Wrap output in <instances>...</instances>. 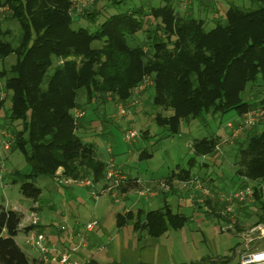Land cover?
Masks as SVG:
<instances>
[{"label":"trees","instance_id":"obj_1","mask_svg":"<svg viewBox=\"0 0 264 264\" xmlns=\"http://www.w3.org/2000/svg\"><path fill=\"white\" fill-rule=\"evenodd\" d=\"M123 1L94 0L97 10L87 5L76 10L71 0H0V129L12 136L2 154L6 159L18 152L29 166L27 174L14 170L4 179L32 203L41 194L36 182L52 179L59 168L75 180L96 184L103 178L107 164L79 136L92 122L84 112L89 110L100 124L110 123L96 112L97 105L110 96L125 106L131 91L146 80L148 101L155 108L151 120L168 136L194 120L264 111V0H249L258 6L255 10L229 6L224 19L208 31L203 20L180 14L173 0L105 17L94 32L74 28L78 21L94 25L107 5ZM10 23L18 27V41L7 40ZM139 35L143 39L134 41ZM9 56L14 62L6 65ZM247 85L256 86L261 98H243ZM236 141L231 157L233 175L241 180L236 190L253 186V201L237 204L236 212L247 211L242 219L251 227L264 226V120ZM217 144L218 138L209 136L195 140L191 149L195 157H212ZM144 158L150 155L142 151L139 160ZM173 176L191 179L189 171ZM208 204L206 199L203 205ZM131 215H119L117 224ZM21 217L0 206V264H35L15 241ZM145 218L155 233L166 225L181 227L186 220L166 205Z\"/></svg>","mask_w":264,"mask_h":264},{"label":"rangeland","instance_id":"obj_2","mask_svg":"<svg viewBox=\"0 0 264 264\" xmlns=\"http://www.w3.org/2000/svg\"><path fill=\"white\" fill-rule=\"evenodd\" d=\"M71 1L72 8L76 10L83 5H87L88 8L90 7L93 10H97L99 6L97 3L92 5L94 0ZM160 2L161 0H125L121 4L107 5L100 12L94 25L87 21H78L74 24V28L81 27L94 32L97 27L96 24L101 23L105 17L124 13L135 7L147 9L148 7L163 4V2ZM178 2L180 3L178 4ZM177 5L180 14L185 11L194 18L203 20L206 31L211 30L215 27L216 22L224 19V13L229 6L242 10H255L258 7L249 0H173V6ZM7 27L11 32L7 40L15 38V41H18L19 30L17 25L10 23L7 24ZM141 37L142 35H139L134 41L138 42L139 39H143ZM4 62L6 65L12 64L14 57L9 56ZM147 81L131 91V98L122 107L125 110V116H116L117 108L121 107L122 104L113 102L110 96H108L107 101L97 105L96 112L101 116L106 115L108 119L117 122V125L110 124L111 126H109L107 122L100 124L99 119H96L97 117L94 114H91L89 110L85 111L86 119H91L92 122L79 136L83 138V141L94 146L96 155L103 161L107 162L111 158L114 166H122L123 170L131 169L136 171L138 169L143 171V168H147L151 172L167 170V168L177 164L187 168V163L190 159H194L191 170L193 175L198 177L197 173L200 171L201 159L195 157L185 147L186 140L209 137L212 133H216L219 123L231 122L233 117H235L234 113L230 112L213 119L208 117L204 122L194 120L187 124H182L180 133H178L179 136L178 134L168 136L156 127L151 120V113H154L155 108L148 101L150 91L146 90L149 84V81ZM253 94H255L254 97L261 98L260 90L256 86L247 85L243 98L251 99ZM2 117L3 113L0 112V119ZM107 127L109 129L106 130L105 128ZM129 128L134 129L138 133L139 138L144 132H147L144 134V141L135 142L133 146L125 144L123 134ZM225 128L228 129L226 125ZM236 128L231 127L228 129V135L218 138V148L217 150L215 149V155L221 157L225 152L227 156L221 164H212L210 162L209 171L211 173L209 175L216 179L217 185L225 184L227 181L234 184L233 187L235 186L236 188L241 183V180L235 178L232 173L231 157L236 140L241 141L247 131H240V135L232 139L231 132L234 133ZM261 129L262 125L256 128L258 132ZM142 151L149 154L150 158L139 160V154ZM0 155L4 164V173L0 181V205L6 207L15 205L28 206L31 201L20 194L18 186L10 185L9 181L4 178L14 170L20 174H27L29 166L18 152L6 155L7 159L3 157L2 153ZM204 163H209V160L204 161ZM109 171L112 172L111 168L107 166L106 178ZM140 174L142 175L143 172H140ZM199 176L203 177L205 174L200 171ZM85 180L89 179L75 180L64 177L62 169L59 168L52 179H39L36 182V186L41 189V194L37 201L40 208L36 210L39 213L40 225L46 228L49 224L64 226L63 229L69 227L78 234L83 235L82 239L76 238L72 245L68 244L67 241L64 244V246L70 245L69 249L74 248L73 259L78 264H211L210 262L221 264L223 258H230V251L234 246L242 244V240L236 237L237 235L239 237L242 236V239L247 241L248 247L251 243L260 246L259 248L264 245L263 225L251 227L247 222L242 223L238 221L236 214L234 217L225 213V206H218V204L214 207H210V204L203 205L205 198H207L203 195H200V197L195 199V203H192L194 205L193 209L186 206L183 202H179L178 207L177 200L170 196L171 194L163 195L158 199L147 202L150 204V206L147 204L148 207H146L147 205L141 206L139 204L137 207L144 210V212L142 211L138 215L137 209L133 205L142 201L146 204L147 197L141 198L139 201V197L143 196L142 192H139L138 198L133 197L127 200L119 199L118 197L110 198L109 195L100 197L101 195L98 196L95 192L97 198L94 199L89 194L88 188L80 190L75 188L77 192L70 194L64 188L51 182L55 181L61 185L77 187L80 181L84 182ZM106 180L109 181V187L112 190H118L117 188L120 186L118 174H114L113 177ZM89 181L91 182V180ZM164 188L166 187H162V189ZM56 191H58V194L54 196L53 193ZM208 192L210 193L209 190ZM220 195L222 196V194ZM196 200L201 201L202 207L196 208L195 204L198 203ZM164 204L173 214H181L185 216L186 220L181 227L173 228L166 225L162 232L155 233V230L151 231L145 225V214L148 211L161 209ZM236 207L237 205L232 206L233 211L236 210ZM123 210L126 211L123 213ZM128 211L132 212L131 218H126V222L118 225V216L124 215ZM217 217H224L226 224L223 229L219 227L220 222ZM92 222H96L97 225L88 233L85 231V226L87 223ZM18 245L27 254H32L22 242H19Z\"/></svg>","mask_w":264,"mask_h":264},{"label":"crops","instance_id":"obj_3","mask_svg":"<svg viewBox=\"0 0 264 264\" xmlns=\"http://www.w3.org/2000/svg\"><path fill=\"white\" fill-rule=\"evenodd\" d=\"M236 119V117H233L232 122ZM113 120H111L109 124V126H111L110 124H118L117 122L112 123ZM229 122V121H228ZM219 123L217 125V130L216 133H212L210 136H215L217 138H223L225 135L229 134L228 129L225 128V125L228 123ZM108 126V127H109ZM105 128L106 130L109 128ZM104 129V130H105ZM180 133V132H179ZM179 136V134H178ZM206 138V137H204ZM145 137H140L139 140L137 141L138 143L141 141H144ZM203 138L200 139H187L185 142V147L192 152L191 146L192 143L195 140H201ZM128 146H133L132 145H128ZM229 149V148H228ZM193 154V152H192ZM227 155H225V152L223 153V155L221 157H219V155H214L212 157H198L201 159V163L199 166V170L201 172H203L205 174V176L201 177L199 176V173H197V176L193 175V172L191 170V164L190 161L192 160V163H194V159H190V161L187 163V168H184L182 165H174L171 166V168H167V170H157V171H148L147 168H143V171L140 170H131V169H124L122 166H114V162L113 160L110 158L107 162L103 161L100 157H98L103 163L108 164V163H112L113 164V169L115 170V173L119 175V177H121L119 179L120 182V186L117 188L118 190H112V188L109 187V181H107L106 179V173L103 176V178L96 184H94V190L97 193V195H101L100 197H104L105 195H109V197H118L119 199H128V198H133V197H139V192L143 193V196L139 197V201L141 200V198L147 197V201L145 202L146 204H144V202H138L135 203L133 205V207H135L137 210H141L139 207H137L139 204L141 206L143 205H147L149 203V201L154 200V199H158L163 195H167V194H171L170 196H172L174 199H176V203L177 206L179 205V202H183L186 206H189L190 208H194V205L192 204L193 202L195 203V199H197L198 197H200V192L196 191L193 189V181H199V183L201 184V186L204 189H207L210 191L211 196L205 198L208 199L210 207H214L216 204H218V206L222 205L223 200H222V195H227L231 192L236 191L235 186L233 187L234 184H232L231 182H225V184H221V185H217V183L215 182L216 179L212 178V176L209 175V173H211L209 171V168L212 164H221L223 163L224 158ZM7 157V156H5ZM111 157V156H110ZM7 159V158H6ZM209 160V163H204V161ZM211 162V163H210ZM193 165V164H192ZM185 171H189L191 174V179L189 181H180L178 180V178H176L173 175H176L177 173H181L184 174ZM140 172L143 174L141 175ZM233 173V170H232ZM194 176V177H193ZM196 177V178H195ZM236 178V177H235ZM52 183H55L57 186L64 188L67 192H69L70 194H74L76 193V189L78 188V190L83 189V188H87V187H83V186H79L77 185V187L73 186V185H61L59 183H56L55 181H51ZM187 182H191V185H187L186 187H182L183 183H187ZM240 184V183H239ZM7 185V184H6ZM73 186V187H72ZM162 187H166L164 189H162ZM141 190V191H139ZM58 191H56L55 193H53V195L57 196ZM165 205V204H164ZM2 206V205H0ZM32 206V202L26 206V207H21V206H12V207H6L3 206L5 209H11V210H16L21 214H26L29 209ZM150 206V204H149ZM148 207V205L146 206ZM179 207V206H178ZM37 210H39L40 206L39 203H37ZM162 208V207H161ZM197 208V207H196ZM129 210V209H128ZM126 210H123V213ZM144 212V210H141ZM149 212V211H148ZM238 221L243 222L242 217L245 214H248L247 211L244 212H236V210L234 211ZM38 217H39V213L37 211ZM218 221L220 222L219 227L223 229V227H225L226 221L224 219V217H217ZM227 220V219H226ZM39 225H40V217H39ZM40 230L45 234L47 241L51 242V243H56L59 247L63 246L66 243V241L68 242V244L72 245L73 242L76 240V238H79V235L77 232H75L74 230L70 229L69 227L64 228L63 230H61V228H63L64 226H53V225H48L47 228L45 226L40 225ZM259 229V228H258ZM70 230V232H69ZM235 235V234H234ZM239 239L242 240V244H237L236 246H234L231 251H230V258H223L221 260V264H237L239 257L245 253V252H255V251H264V245H261V248H259L260 246H256L254 244H250L249 247L247 246V241H244L242 239V236L239 237L238 235L236 236ZM69 238H71L69 240ZM15 241L18 245L19 242L23 243V234H18L17 237L15 238ZM24 245V243H23ZM19 246V245H18ZM20 247V246H19ZM21 248V247H20ZM23 250V248H21ZM29 249V248H28ZM32 254H27L24 250V252L27 254V256L33 260L34 262L36 261L37 258V254L34 253L33 250L29 249ZM228 259V260H227ZM211 264H214L216 262H210Z\"/></svg>","mask_w":264,"mask_h":264},{"label":"built area","instance_id":"obj_4","mask_svg":"<svg viewBox=\"0 0 264 264\" xmlns=\"http://www.w3.org/2000/svg\"><path fill=\"white\" fill-rule=\"evenodd\" d=\"M125 114V110L122 107L117 108L116 116H121ZM81 113L75 112V117H80ZM125 116V115H124ZM264 120V111L262 109H252L242 115V117L237 118L233 122H228L226 126L228 129L231 127H237L234 133L231 132L232 139L237 138L240 133L244 130L248 131L255 125L261 123ZM241 131V132H240ZM139 139L138 133L129 128L125 130L123 134V141L127 145H132ZM12 142V136L5 130L0 129V154L2 152H7L10 148ZM218 145L215 147L217 150ZM112 172H107V178H111L116 174L113 169V164L110 162L107 164ZM114 170V171H113ZM4 173V164L2 156L0 155V181ZM121 177H119L120 179ZM193 189L200 192L201 195L209 197L210 193L207 189H204L199 181H193ZM191 185V182L183 183V187ZM79 186L87 187L89 194L95 199L97 198L94 191V186L89 180L80 181ZM252 185L245 184L242 188L231 192L227 195H222L223 203H225V213L234 216L235 213L232 209L233 205L237 204H247L253 201V189ZM196 202L201 203L200 200ZM37 204L33 203L31 208L26 214H22L21 220L18 224L19 234H23L24 246L33 250L37 254L35 264H78L77 261L73 259L74 248L69 249L70 245L58 246L56 243H51L47 241L45 234L38 228L39 217L36 212ZM235 221V220H234ZM97 225L96 222L87 223L85 226V231L90 233L93 228ZM63 230V228H61ZM83 235H79L82 239ZM71 238H69L70 240ZM74 247V246H73ZM237 264H264V251L255 252H245L239 259Z\"/></svg>","mask_w":264,"mask_h":264},{"label":"bare ground","instance_id":"obj_5","mask_svg":"<svg viewBox=\"0 0 264 264\" xmlns=\"http://www.w3.org/2000/svg\"><path fill=\"white\" fill-rule=\"evenodd\" d=\"M38 228L40 229V225H38Z\"/></svg>","mask_w":264,"mask_h":264}]
</instances>
